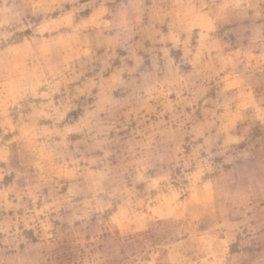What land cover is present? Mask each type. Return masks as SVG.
Returning <instances> with one entry per match:
<instances>
[{
  "label": "rangeland",
  "instance_id": "rangeland-1",
  "mask_svg": "<svg viewBox=\"0 0 264 264\" xmlns=\"http://www.w3.org/2000/svg\"><path fill=\"white\" fill-rule=\"evenodd\" d=\"M0 264H264V0H0Z\"/></svg>",
  "mask_w": 264,
  "mask_h": 264
}]
</instances>
